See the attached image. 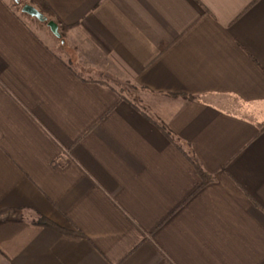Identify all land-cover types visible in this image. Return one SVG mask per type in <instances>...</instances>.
Returning a JSON list of instances; mask_svg holds the SVG:
<instances>
[{
  "label": "crops",
  "instance_id": "0c3cea01",
  "mask_svg": "<svg viewBox=\"0 0 264 264\" xmlns=\"http://www.w3.org/2000/svg\"><path fill=\"white\" fill-rule=\"evenodd\" d=\"M45 2L0 0V264H264V0Z\"/></svg>",
  "mask_w": 264,
  "mask_h": 264
},
{
  "label": "trees",
  "instance_id": "16d2710c",
  "mask_svg": "<svg viewBox=\"0 0 264 264\" xmlns=\"http://www.w3.org/2000/svg\"><path fill=\"white\" fill-rule=\"evenodd\" d=\"M31 3L35 4L36 7L45 15L48 17V20H53L52 18L54 17L52 15V13L48 10L47 6L45 5L46 2L45 0H30ZM17 4H20V2ZM45 23H48V22H45ZM162 129L168 133V131H166V128L165 127H162ZM170 134V133H168ZM172 138V137H171ZM173 140V138H172ZM176 145L180 147V145H178L176 143ZM186 156L187 158L190 160V162L192 163L193 167L195 168L196 172L203 178V181L206 182L208 181V175L207 173L204 171V169L202 168V166L200 165L199 161L197 160V158L192 155V154H189L186 152ZM38 223L39 224H46V225H53L51 221H49L47 218H44V217H41L39 220H38Z\"/></svg>",
  "mask_w": 264,
  "mask_h": 264
},
{
  "label": "water",
  "instance_id": "95a60500",
  "mask_svg": "<svg viewBox=\"0 0 264 264\" xmlns=\"http://www.w3.org/2000/svg\"><path fill=\"white\" fill-rule=\"evenodd\" d=\"M15 2L19 3L20 0H15ZM22 12L37 18L39 21L42 22H48V26L51 29V31L57 35L60 36V32H59V26L58 23L55 20H48V17L45 16L35 5L31 4V3H25L23 4L22 8H21Z\"/></svg>",
  "mask_w": 264,
  "mask_h": 264
},
{
  "label": "rangeland",
  "instance_id": "374dc122",
  "mask_svg": "<svg viewBox=\"0 0 264 264\" xmlns=\"http://www.w3.org/2000/svg\"><path fill=\"white\" fill-rule=\"evenodd\" d=\"M25 3H31L30 2V0H20V4H17V6L19 7V9L21 10V8H22V6H23V4H25ZM26 14V13H25ZM30 15H28V14H26V17L28 18V19H31V17H29ZM32 20L34 21V22H38V19L37 18H35V17H32ZM44 23V26H46V28L47 29H49V26H47V23H45V22H43ZM123 88L124 89H126V91L127 92H125L124 94L125 95H127V96H129V97H131L130 96V89H128V87H125V85L123 86Z\"/></svg>",
  "mask_w": 264,
  "mask_h": 264
}]
</instances>
